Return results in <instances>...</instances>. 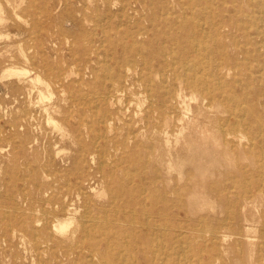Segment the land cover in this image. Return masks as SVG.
Masks as SVG:
<instances>
[{
  "label": "rangeland",
  "instance_id": "obj_1",
  "mask_svg": "<svg viewBox=\"0 0 264 264\" xmlns=\"http://www.w3.org/2000/svg\"><path fill=\"white\" fill-rule=\"evenodd\" d=\"M183 1L186 3L185 0ZM193 1L198 6L206 5L205 0ZM125 4H127L126 7H130L129 14L132 17L128 19L130 22L127 25H124V22L121 23L122 20L120 21L119 17L115 18L116 23L122 24V28L120 27L118 32H112L113 38H115L113 44L117 45L106 41L97 42L93 46L87 35L94 31L100 34V30L95 29L94 22L85 19L91 20L97 14L104 15L108 11L117 14L121 8L125 7ZM182 4L181 0H160L152 6L156 11L166 10V7L180 10L189 2L183 4L184 6ZM263 5L264 0H216L214 6L220 9H230V11L224 9V15L227 17L233 16V10H240L242 18H239L243 21L240 25H244L243 28L248 35L253 36L257 26H261V29L264 30ZM152 6L145 0H0V12L5 15L2 17L3 14L0 13V110L2 111H0V264H42L41 261L47 258L48 253L35 249V242H33V235L30 231L39 228L36 230L39 238V231L44 228L47 222L51 227L59 220H67V217L73 221L76 220L73 222V226L71 225L72 220L69 221L71 228L69 226L65 234L72 237L69 241L72 257L79 258L82 253L89 254L92 244L102 247L103 233L122 232L130 235L137 229L145 230L146 224L151 223L153 219L144 210L150 207L153 191L166 188L169 216H171V212L180 211L178 206L186 205L189 201L190 194L187 188L195 185L198 181L197 167L201 154L194 149L190 151L186 141L199 142L201 140L200 129L214 130V123L209 120L210 117L214 118L215 115H218L226 118L227 114L217 112L216 109L205 105H201L202 108H199L200 102L192 99L191 95L185 92L188 96L181 100L179 109L184 111L189 104L193 110L191 117H197L192 130L186 132L190 138L187 137V140H181L179 144H176L175 137H171L169 146L167 142L165 144V140L158 141L155 136L144 137L147 132L143 128L145 124L141 120L149 108L144 88L140 85L130 86L127 83L123 84L126 91L115 93L114 90L120 85L116 74L118 71L117 62L124 53L123 46L133 49L132 41L126 32L135 29L138 20L147 24L145 17ZM29 7L34 8V11ZM68 14L74 18L72 19ZM33 15L34 17H32ZM142 16L145 17L142 18ZM236 34L238 43L242 48L248 50L249 54L248 56L240 55L239 67L231 70L225 80L231 83L239 81V84L232 87V93H236L241 98L247 94L248 107H246L258 110L264 115V36L256 37L254 35V38L251 37L252 39L246 38L240 30H237ZM83 48H89L90 51L84 54ZM146 51L148 53L149 49L145 50V54ZM229 51L232 52L231 48ZM144 53L138 54L139 57L136 54L135 58L141 62ZM32 58L35 59L32 60ZM205 61L209 62V57L205 56ZM173 62L174 60L171 63ZM209 63L211 65V61ZM126 67L133 69L131 66ZM15 72H22V74ZM131 72L132 70H128V74ZM155 74H159L155 72L154 76L160 78ZM160 75L163 76V74ZM156 80L158 81V79ZM97 94L101 96H97ZM109 97L113 98V102H110ZM106 98L108 102H106ZM92 105L95 107H91ZM25 115L29 117L27 116V118ZM103 115L114 120V127L120 124L119 119H121L122 125L124 122L138 121L135 124L137 130L139 128L144 130V135H140L136 140L140 143L128 142L127 147L122 146L121 143L125 142L126 130L106 128L102 122H99ZM75 128L79 129V136L74 132ZM95 133L96 159L101 157L98 152L99 147H107L106 156L103 158L108 163L105 171L106 181L96 183L97 177L96 179L91 177L86 194L80 196L77 189L67 185V179H65V177L68 178L66 172L70 167L68 158L80 149V144L91 143ZM143 143L148 147L151 144L155 145L158 148L157 154L166 155V170H163V165L151 156L152 150L142 146ZM255 145L253 153H251L255 155V158L251 154H248L246 158H241L242 163L248 165L247 176L241 181L248 182L253 177L260 179L262 175L264 177V144L256 143ZM238 155L234 154V156ZM170 159L175 165L171 169L172 171L167 166ZM91 167V173L95 174L94 171L98 167L97 162L91 164ZM42 169H44L43 172ZM35 172H37L36 175H34ZM140 174L145 175L153 183L147 186L139 185ZM159 174L166 181L164 184L160 179H157ZM171 178L174 179L171 180ZM217 179L223 180L224 176L218 175ZM23 185L25 188L22 187ZM91 186L93 188L89 189ZM232 190L236 193L240 191V188ZM50 198L53 199L51 201L54 202L53 204L48 202ZM233 198V194L230 193L229 199ZM15 206H17L16 210L13 209ZM216 206L221 213L220 218L230 217L229 202L223 203L218 200ZM132 211L133 214L130 213ZM180 213L184 215L182 211ZM120 214L124 215L122 220H119ZM26 225L29 226L28 229L25 227ZM99 227L102 229H98ZM87 228L89 231L85 230ZM54 232L56 236L63 237L58 230L55 231V228ZM256 233L252 235H257V237L261 235L259 230ZM235 238H230V242L234 243ZM166 250L168 249L165 246H157L153 252L149 253L153 264H166ZM221 253L222 262L220 261L219 264L250 263L249 252L244 246L242 248L236 246L228 253L222 250ZM262 259L263 261H259V253L254 251L251 262L252 264H264V255ZM94 262L101 264L98 258ZM57 264L72 263L63 259Z\"/></svg>",
  "mask_w": 264,
  "mask_h": 264
},
{
  "label": "bare ground",
  "instance_id": "obj_2",
  "mask_svg": "<svg viewBox=\"0 0 264 264\" xmlns=\"http://www.w3.org/2000/svg\"><path fill=\"white\" fill-rule=\"evenodd\" d=\"M157 1L160 2V0H145V2L149 3L150 6H152L154 3H157ZM185 1L186 3L189 2V4H186L183 0H181V3L183 2L184 5L186 4V6L182 7L180 10H173L170 9V7H166V10L156 11V9H154L152 6L151 10L148 12V14H146L147 16H142V18L145 17L147 24L144 22L142 23L141 20H138L137 22L135 21L137 24L136 28L126 32L127 36L132 41L133 49H129L128 46H123L124 53L121 57H119L117 62L118 71L116 77L120 85L116 90H114V92L119 93L126 91V87L123 86V84L129 83L130 86L140 85L144 88V92L147 93L149 108L141 120V122L145 124L143 128L146 129L147 134L144 135V130H141V128L137 130L135 124H137L138 121H131L130 123L124 122L122 125L121 119H119L120 124H117L118 126L116 125L114 127V120L111 118L108 119L105 115H103L100 119L98 118L99 122H102L106 128H110L111 130H126L125 142L121 143V145L124 147H127L128 142H135V144L140 143L136 142L140 135H144V137L148 135L155 136L157 137L156 139L158 141L165 140V144L167 142V144L170 146L171 137H175L176 144H179L181 140H187V137L190 138V135L187 136L186 132L187 130H192L194 127L193 124H195L197 120L196 116L191 117L193 110H191L189 104L185 107L184 111L179 109L181 100L188 96L187 93L191 95L192 99L200 102L199 108H202V106L205 105L211 109H216L217 112L227 114L226 118L219 117L218 115H215L214 118L210 117L209 120L214 123V130L209 131L203 128L200 129L201 140L199 142L191 141V144L190 142L186 141L189 145V150H196L201 154V158L198 161L197 167L198 181L195 185L187 188L190 194L189 201L186 205L182 204L178 206L184 215L178 211L176 213L171 212L172 214L169 216V209L167 207L169 205V200L167 198L166 188L160 190L157 189L153 191L151 195L152 199L150 207L147 208V210L144 209L147 211L146 214L153 218L151 223L146 224L147 227L145 230L137 229L130 235H126L122 232L113 234L103 233L102 247H100V245L92 244L89 248V254L84 255L82 253L79 255V258L72 257V248L69 245V241L72 239V237L65 234L71 224L69 221L72 219L67 217V220H59L57 224L51 227L48 226L47 222L44 228L39 231V238L36 233V230L39 228L35 229V231H30L31 235H33V242H35V249L42 250L44 253H48L47 258H44V260L42 259V264H57L63 259L72 264H95L94 260L96 258L100 260L101 264H153L154 262L150 258L149 253L153 252L157 246H165V248L168 249L166 250L165 256L166 264H219L220 261L222 262L221 251L224 250L225 253H228L236 246L239 248H242V246L247 248L249 252V264H252L251 257L254 251L259 253V261H263L264 177L262 175L260 179L253 177L248 182L241 181V179L247 176L248 173V165L242 163L241 158H246L248 154L253 153L252 150H254L256 143L261 145L264 144V115H262V112H259L258 110L247 108V94H244V96L241 98L236 93H232V87L237 83L239 84V81H233L231 83L227 82L225 78L230 74L231 70L239 67L238 64L240 61V55L248 56L249 54V51L242 48L238 43L236 31H242V35H244L246 38H254V35H256V37H263L264 30L261 29V26H257V29L253 27L256 29L255 33L253 36L248 35L246 30L243 28L245 26L240 25L243 22L239 18L242 16L241 11L233 10V16L227 17L224 15L225 8L220 9L217 6H214L216 0L215 2H213L214 0H205L206 5L204 6L196 5L193 0ZM252 3L254 4L255 2ZM126 6L127 4H125V7L121 8L117 14L115 12L111 13L108 11L105 12L104 15L97 14L91 20L85 19L86 21L89 20L94 22L96 27L95 29L100 30V34H97L94 31L87 35L90 37L93 46H95L97 42L103 43L106 41H110L112 45H117L113 44L115 38H113L112 32H118L122 25L121 23L123 22L124 25L129 24L130 21L128 19L132 17L129 14L130 7ZM30 9L34 11V8L32 9L31 7ZM225 11H230V9H225ZM1 14H3V12ZM19 15L23 17L24 13L23 16L21 14ZM68 15L71 16V14ZM4 16L5 15L3 14L2 17ZM32 17H34V15ZM117 17L120 18V21L122 20L121 23L115 22V18ZM25 18L24 20H26ZM73 18L74 17H72V19ZM44 31L46 32V30ZM175 45H177V47H175ZM103 46H105V44ZM230 48L232 52L229 51ZM147 49H149V52L147 53L146 51L145 54L144 52ZM89 51V48H83L84 54ZM97 52H99V50ZM143 53L144 55L142 57V61L140 62L135 57L136 54L138 55ZM212 55L213 57H210ZM189 56L192 57L189 58ZM205 56L209 57V62L211 61V65L209 62L205 61ZM24 57L26 58V56ZM45 58L47 57L45 56ZM170 58L172 61L174 60L173 63H171L172 61L170 62ZM33 59L35 58H32V60ZM178 62L183 63L179 64ZM253 64L255 65L256 63L254 62ZM126 66H131L133 69H127ZM128 70H132V72L128 74ZM155 72L159 74L155 75L160 76V78L154 76ZM15 73L22 74V72ZM160 74H163V76ZM169 78H171V80H169ZM156 79H158V81ZM98 94L97 96H101ZM109 100L110 102H113L112 97H109ZM106 102H108L107 98ZM93 105L91 107H95ZM79 126L81 127L80 124ZM74 132L79 136L78 128H75ZM95 139L96 133L92 137L91 143L80 144V149H78L73 156L68 158L70 160V167L68 172H66L68 178L65 177V179H67V185L78 190V195L80 196L86 194L88 185H90L91 177L92 179H96L97 177L96 183H102L106 181L105 171L106 165L108 163L103 158L106 156L107 147H99L98 145V152L101 157L96 159ZM261 145L260 147H262ZM142 146L150 148L152 150L151 156L156 159L157 162L163 165V170H166V155L157 154L158 148L155 145L151 144L148 147L147 144L143 143ZM220 149H222V151H220ZM234 154L240 155L234 156ZM251 156L255 158V155L251 154ZM96 162L98 167L94 171L95 174H92L90 171L92 168L91 164ZM167 166L171 170L175 165L170 159L167 163ZM43 170L44 169H42V172ZM36 173L37 172H35L34 175H36ZM218 175H223L224 179H217ZM139 178V185L147 186L153 183V181L148 180V178L143 174H140ZM157 179H160L163 184L166 182L164 181L161 174H159ZM173 179L174 178H171V180ZM228 183H230V185H228ZM22 187H24V185ZM92 188V186L89 187V189ZM238 188H240V191L234 193L232 189ZM230 193L233 194L234 197L231 200L229 199ZM28 194H26V196H28ZM12 195L14 196V194ZM218 200L223 203H230V217H226L224 219L219 217L221 213L217 210L216 206V202ZM51 201H53L52 198H50L48 202L53 204L54 202ZM40 203L42 202L40 201ZM14 208L16 210L17 206L13 207V209ZM15 210H13L14 213ZM130 213L133 214L134 212L132 211ZM122 217H124V215L120 214L119 220H122ZM52 221L53 219L51 222ZM75 221H71L72 226L73 222ZM92 221L94 220L92 219ZM83 222H85L84 219ZM25 227L27 229L29 228L28 225ZM100 227L98 229H100ZM54 228L55 231L58 230L63 235V237L56 236ZM85 230H88V228ZM258 230L261 232V235L259 237H257V235L253 236L252 234H257L256 232ZM232 237H236L234 243L230 242V238ZM78 259L81 261V263H79Z\"/></svg>",
  "mask_w": 264,
  "mask_h": 264
}]
</instances>
